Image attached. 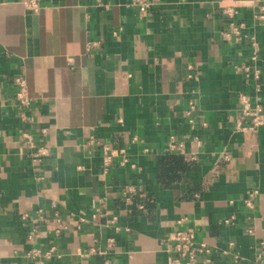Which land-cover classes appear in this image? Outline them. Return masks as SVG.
<instances>
[{
    "label": "crops",
    "instance_id": "crops-1",
    "mask_svg": "<svg viewBox=\"0 0 264 264\" xmlns=\"http://www.w3.org/2000/svg\"><path fill=\"white\" fill-rule=\"evenodd\" d=\"M31 1L0 0V264H169L178 230L264 264V0Z\"/></svg>",
    "mask_w": 264,
    "mask_h": 264
},
{
    "label": "built area",
    "instance_id": "built-area-1",
    "mask_svg": "<svg viewBox=\"0 0 264 264\" xmlns=\"http://www.w3.org/2000/svg\"><path fill=\"white\" fill-rule=\"evenodd\" d=\"M31 6L33 8H37L36 0L31 1ZM139 6L142 12H146L149 9L150 4L147 0H141ZM225 12L229 16H233L235 14V10L232 8L226 9ZM231 27L233 33H239L241 30V27L235 23H232ZM18 99L20 100L22 105L27 104V99L23 91L18 95ZM190 106L193 110L194 104L192 102L190 103ZM243 111L245 117L251 120L252 127H258L264 124V120L261 116L260 106H257L254 109L251 107V104L249 102H246ZM39 155H44V152H40ZM107 158L109 161V157ZM252 197L253 194L251 195V198ZM251 198L246 201L250 206ZM226 222L230 223L231 220H227ZM172 243L173 247L169 259V264H198L197 260L199 256H205L211 253V249L208 247V245L204 242H199L198 240H196L194 234L188 230H178L177 232H175Z\"/></svg>",
    "mask_w": 264,
    "mask_h": 264
}]
</instances>
